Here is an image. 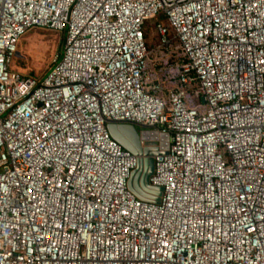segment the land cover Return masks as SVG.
<instances>
[{"label":"built area","instance_id":"1","mask_svg":"<svg viewBox=\"0 0 264 264\" xmlns=\"http://www.w3.org/2000/svg\"><path fill=\"white\" fill-rule=\"evenodd\" d=\"M32 28L66 32L45 77ZM111 122L169 135L158 203ZM0 264H264V0H0Z\"/></svg>","mask_w":264,"mask_h":264},{"label":"rangeland","instance_id":"2","mask_svg":"<svg viewBox=\"0 0 264 264\" xmlns=\"http://www.w3.org/2000/svg\"><path fill=\"white\" fill-rule=\"evenodd\" d=\"M152 27L153 25L149 24L147 29L148 41L151 49H157L159 41ZM62 40L61 32L48 28L28 32L19 42L18 54L12 68L23 74L45 77L61 55L62 47L65 46ZM179 55L177 43L169 50L155 52L150 62L152 72L164 73L165 70L175 69Z\"/></svg>","mask_w":264,"mask_h":264},{"label":"water","instance_id":"3","mask_svg":"<svg viewBox=\"0 0 264 264\" xmlns=\"http://www.w3.org/2000/svg\"><path fill=\"white\" fill-rule=\"evenodd\" d=\"M107 127L114 140L138 157V167L132 172L128 182L130 190L144 201L158 203L164 188L152 186L150 177L155 170V156L168 152L169 135L148 129L141 130L134 124L111 122ZM158 141L159 146L155 145Z\"/></svg>","mask_w":264,"mask_h":264},{"label":"trees","instance_id":"4","mask_svg":"<svg viewBox=\"0 0 264 264\" xmlns=\"http://www.w3.org/2000/svg\"><path fill=\"white\" fill-rule=\"evenodd\" d=\"M159 20H163V21H164V20H165V17H164L163 15H160V16H159ZM148 27H149V25L147 26V29H148ZM34 29H45V28H32V29L29 30L28 32H30V31H32V30H34ZM48 30H51V29H48ZM54 31H56V30H54ZM146 31H147V30H146ZM28 32H27V33H28ZM58 32H59V33L61 32V34H62V36H63L62 43L65 44V42H66V32H63V31H58ZM27 33H26V34H27ZM147 33H148V31H147ZM63 50H64V48L62 47L61 54L63 53ZM54 65H55V64H54ZM54 65H53V66H54ZM53 66H52V67H53ZM52 67H51V68H52ZM50 70H51V69H50ZM50 70H49V71H50ZM49 71H48V72H49ZM31 75H32V74H31ZM33 76H35V75H33Z\"/></svg>","mask_w":264,"mask_h":264}]
</instances>
